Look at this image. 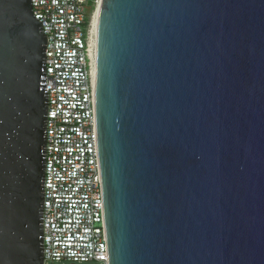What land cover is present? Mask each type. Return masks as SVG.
Wrapping results in <instances>:
<instances>
[{
	"label": "water",
	"instance_id": "water-1",
	"mask_svg": "<svg viewBox=\"0 0 264 264\" xmlns=\"http://www.w3.org/2000/svg\"><path fill=\"white\" fill-rule=\"evenodd\" d=\"M0 0V264H43L46 36ZM108 264H264V0H102Z\"/></svg>",
	"mask_w": 264,
	"mask_h": 264
},
{
	"label": "built area",
	"instance_id": "built-area-1",
	"mask_svg": "<svg viewBox=\"0 0 264 264\" xmlns=\"http://www.w3.org/2000/svg\"><path fill=\"white\" fill-rule=\"evenodd\" d=\"M91 3V4H90ZM96 0H32L46 36L43 264H108L95 113Z\"/></svg>",
	"mask_w": 264,
	"mask_h": 264
},
{
	"label": "bare ground",
	"instance_id": "bare-ground-1",
	"mask_svg": "<svg viewBox=\"0 0 264 264\" xmlns=\"http://www.w3.org/2000/svg\"><path fill=\"white\" fill-rule=\"evenodd\" d=\"M102 0H96L95 7L92 14V34L96 33V23L98 21L99 12L101 8Z\"/></svg>",
	"mask_w": 264,
	"mask_h": 264
},
{
	"label": "trees",
	"instance_id": "trees-1",
	"mask_svg": "<svg viewBox=\"0 0 264 264\" xmlns=\"http://www.w3.org/2000/svg\"><path fill=\"white\" fill-rule=\"evenodd\" d=\"M93 10H94L93 4L89 5V7L87 8L88 14H90Z\"/></svg>",
	"mask_w": 264,
	"mask_h": 264
},
{
	"label": "rangeland",
	"instance_id": "rangeland-1",
	"mask_svg": "<svg viewBox=\"0 0 264 264\" xmlns=\"http://www.w3.org/2000/svg\"><path fill=\"white\" fill-rule=\"evenodd\" d=\"M91 4V3H90ZM96 6V5H95ZM49 264H71V263H67V262H59V263H54V262H49Z\"/></svg>",
	"mask_w": 264,
	"mask_h": 264
}]
</instances>
